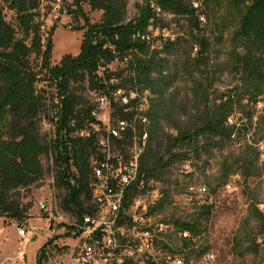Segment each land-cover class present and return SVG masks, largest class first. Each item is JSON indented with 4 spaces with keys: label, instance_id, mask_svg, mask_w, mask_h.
Returning <instances> with one entry per match:
<instances>
[{
    "label": "trees",
    "instance_id": "obj_1",
    "mask_svg": "<svg viewBox=\"0 0 264 264\" xmlns=\"http://www.w3.org/2000/svg\"><path fill=\"white\" fill-rule=\"evenodd\" d=\"M53 2L0 0V219L17 225L29 219L31 203L25 199L43 179L44 159L64 192L61 209L77 221L92 214L89 159L95 145L74 135L92 121L93 106L75 91L86 83L94 93L109 96L121 88L145 96L148 139L139 171L145 182L161 186L150 215L169 204L177 165L188 161L199 169L219 153L213 191L238 175L245 183L247 218L255 224L251 235H243L249 242L238 256L258 252L264 246V213L247 182H264V137L261 152L258 141L249 143L247 136L264 134V116L253 120L257 103L264 104V0H141L132 16L130 0H71L63 10L84 20L80 51L54 65L50 32L44 27ZM84 5L100 12L98 21L90 22ZM172 24L179 30L175 37H163ZM225 47L226 58L219 61ZM177 52L182 63L172 65ZM114 62L122 64L117 71L109 68ZM224 73L235 84L219 91L215 79ZM180 75L191 84L193 105L189 112L181 106L176 117L167 95ZM111 103L112 119L132 120L136 132L142 131L138 112ZM45 121L54 122V137L43 130ZM130 139L128 132L123 140ZM136 193L134 189L131 195ZM200 208L202 218L172 222L183 244L184 233L199 237L209 221L211 206ZM47 246L36 264L47 260Z\"/></svg>",
    "mask_w": 264,
    "mask_h": 264
},
{
    "label": "rangeland",
    "instance_id": "obj_2",
    "mask_svg": "<svg viewBox=\"0 0 264 264\" xmlns=\"http://www.w3.org/2000/svg\"><path fill=\"white\" fill-rule=\"evenodd\" d=\"M70 1L65 0V3L62 4V1L55 0L52 10L44 18L45 30L49 31L51 36V63L53 65L57 64L64 55L75 56L80 51L84 20L79 18L76 21L65 13L63 9L67 11V4ZM139 3L141 0H130L129 16L134 15L135 5ZM83 11L89 17L90 22H96L100 18V12H90L86 5L83 6ZM178 31V28L172 24L171 30L163 32L170 37H175ZM153 36L158 37V33H153ZM223 50L219 61L226 58L228 48L225 47ZM170 61L172 65L180 64L182 55L179 52L174 53ZM121 67L122 64L117 62L109 66L112 71H117ZM233 84L235 83L231 80L230 75L224 73L216 77L214 88L223 91ZM47 90L50 89L47 88ZM123 90L126 94L130 92L126 89ZM75 91L82 100L93 107L95 106V97L98 93L88 90L86 83L76 86ZM49 92L51 93V90ZM167 97L174 104L176 117L181 115V106L185 107V112H189L193 105L189 80L184 75H180L169 90ZM255 112L254 121L261 115L264 116L262 102L257 103ZM252 134L253 132L247 136L248 142L253 143L254 140H257L258 149L261 150L264 134L255 137H252ZM237 148L238 146L235 145L232 150L236 151ZM221 156L216 153L208 165H202L199 169L190 163L189 170H185L182 165H177L173 171L171 200L164 209L153 214V217L156 221L171 226H173L172 222L176 220L190 222L202 218L200 206L207 204L211 206V214L202 234L194 238L197 252H213L215 254L214 264H261L264 259V246H259L256 253H248L243 257L238 256V251L249 242L243 235H251V232L255 230V224L247 218L248 202L243 191L245 183L238 175H232L224 186H219L213 191L217 183ZM261 160H264V150ZM43 163L46 167L43 179L39 184L29 189L25 199V202L31 203L29 219L18 225L0 219V264H36L38 253L47 242L48 246L45 249L47 260L44 264H79L77 263L79 254L77 238L66 235L74 218L61 209L64 192L56 187L49 162L44 159ZM262 180L263 178L250 179L247 184L251 189H255L260 201L258 209L264 213V182ZM199 185L206 186L208 190L206 195H200L197 192ZM152 186L154 188L151 190L152 196L149 199L151 204L158 199L161 190L158 183ZM41 203L45 204L47 209H42ZM18 228L33 231V237L28 234L21 238L17 234ZM180 235L176 229L165 233L161 236V240H158L157 245L165 251L179 250L184 246L179 239Z\"/></svg>",
    "mask_w": 264,
    "mask_h": 264
},
{
    "label": "built area",
    "instance_id": "obj_3",
    "mask_svg": "<svg viewBox=\"0 0 264 264\" xmlns=\"http://www.w3.org/2000/svg\"><path fill=\"white\" fill-rule=\"evenodd\" d=\"M163 37L167 34L163 33ZM144 96V95H143ZM116 88L110 95L98 93L91 110L92 121L74 133L80 138L92 139L95 152L89 159V190L91 215H84L71 225L69 234L77 238L79 264H214L213 252H197L194 238L188 233L182 237L185 244L179 250L165 251L157 245L165 233L175 228L156 221L148 212L152 182H145L139 171L140 158L146 146L148 133L145 97ZM142 97V98H141ZM136 100V102H132ZM144 101V102H143ZM126 107L124 111L138 112L143 126L136 132L134 121L112 119V103ZM140 112V113H139ZM137 116V115H136ZM43 130L54 137V122L45 121ZM131 133L129 141L123 140ZM262 150V147H260ZM189 170V162L181 164ZM147 183V184H146ZM135 195H131L132 190ZM193 189V188H190ZM197 192L206 195V186L199 185ZM129 205L125 206L126 202ZM42 209H47L41 203ZM21 238L33 231L17 230ZM181 240V235L179 237Z\"/></svg>",
    "mask_w": 264,
    "mask_h": 264
}]
</instances>
